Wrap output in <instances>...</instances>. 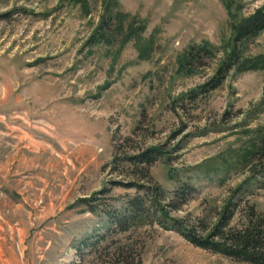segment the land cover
Wrapping results in <instances>:
<instances>
[{"label":"rangeland","instance_id":"rangeland-1","mask_svg":"<svg viewBox=\"0 0 264 264\" xmlns=\"http://www.w3.org/2000/svg\"><path fill=\"white\" fill-rule=\"evenodd\" d=\"M262 6L264 0H0V264H120L113 253L126 242L133 264H245L156 224L96 242L102 215L80 200L96 194L99 210L119 206L134 191L113 185L129 178L112 164L116 149L161 144L170 159L152 164L153 179L167 192L176 180L196 188L176 215L220 204L230 186L253 174L243 197L264 214V155L252 162L257 174L237 162L264 127V68L236 64L215 89L186 95L231 50L230 23ZM205 43L211 55L188 66L190 47ZM240 53L264 56V31ZM222 159L232 164L227 174L196 169Z\"/></svg>","mask_w":264,"mask_h":264},{"label":"trees","instance_id":"trees-1","mask_svg":"<svg viewBox=\"0 0 264 264\" xmlns=\"http://www.w3.org/2000/svg\"><path fill=\"white\" fill-rule=\"evenodd\" d=\"M109 5L108 1L106 9ZM229 5L226 3V7ZM120 17L119 14V19ZM110 18H114V15ZM104 26L108 27L104 22L99 25V29H104ZM230 28L233 31L231 50L221 59L209 79L186 94L190 99L195 96L196 92L204 93L218 87L228 71L236 64H238V70L264 68V56L242 59L240 53L246 42L264 31V6L231 22ZM100 35L101 38L104 37V34ZM98 39L100 38L96 36L94 42ZM211 53L212 48L207 43L199 46L192 45L186 57V64L188 66L199 65L200 59L208 57ZM124 141H131V137H126ZM242 153L237 162L240 161L243 165L251 164L250 170L257 174L256 164L252 162L255 158L264 155V127L257 130L255 139ZM160 158L170 159V155L161 144L139 146L126 150L116 149L112 164L114 167L121 165L124 169L122 171L128 172L129 178L126 182H113V185L131 188L134 193L126 195L119 206L105 204L106 207L101 210L98 209L100 204L97 203L96 194L80 200L86 205L88 212L92 214L100 212L102 215L100 223L105 230L97 235L96 242L100 243L105 238L118 233L156 224L162 229L175 231L189 243L201 249L245 264H264V214L258 212L254 204L243 197L247 185L255 177L254 174L246 176L239 183L230 186L220 204L211 201L207 204V209L202 210L200 214L187 213L179 216L175 212L192 198L196 188L189 180H176L175 188L167 192L153 179L150 173V167ZM237 162L236 164H238ZM231 166L232 164L225 159H222L218 164L206 160L198 164L196 169L199 168L207 177H213L218 173L227 174ZM173 178L175 177L173 176ZM219 179L223 183L226 176ZM261 186L264 187V181L261 182ZM106 193H108L107 190L101 192V194ZM113 200L115 199L113 198ZM236 216L238 219L234 222ZM131 248L128 242L119 244L115 248L113 254L119 259L120 264H133ZM136 264H141L139 259Z\"/></svg>","mask_w":264,"mask_h":264}]
</instances>
